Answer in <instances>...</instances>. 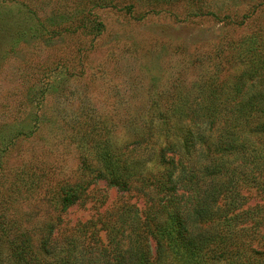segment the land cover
Wrapping results in <instances>:
<instances>
[{"label":"rangeland","instance_id":"1","mask_svg":"<svg viewBox=\"0 0 264 264\" xmlns=\"http://www.w3.org/2000/svg\"><path fill=\"white\" fill-rule=\"evenodd\" d=\"M241 49L247 60L251 49L264 53V0H0L5 220L36 249L58 213L57 229L70 230L116 212L122 199L142 205L144 197L81 165L86 155L100 167L83 131L96 124L114 142L130 141L135 113L154 97L165 105L168 93L194 91L208 74L210 86L226 89ZM145 164L157 166L154 154ZM59 181L86 185L84 198L60 212Z\"/></svg>","mask_w":264,"mask_h":264},{"label":"trees","instance_id":"2","mask_svg":"<svg viewBox=\"0 0 264 264\" xmlns=\"http://www.w3.org/2000/svg\"><path fill=\"white\" fill-rule=\"evenodd\" d=\"M246 53L226 89L208 74L165 105L154 97L130 141L96 124L83 131L100 167L86 155L81 165L142 205L122 199L70 230L57 229L58 213L36 249L0 212V264H264V53ZM152 154L156 167L145 164ZM57 185L58 212L84 198L83 183Z\"/></svg>","mask_w":264,"mask_h":264}]
</instances>
